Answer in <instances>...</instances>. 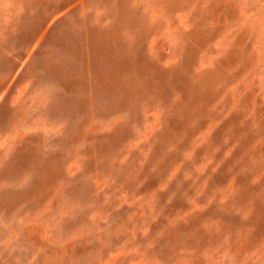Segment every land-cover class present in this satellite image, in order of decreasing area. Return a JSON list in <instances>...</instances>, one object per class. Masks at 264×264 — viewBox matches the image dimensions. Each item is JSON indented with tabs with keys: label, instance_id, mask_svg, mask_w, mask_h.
<instances>
[{
	"label": "rangeland",
	"instance_id": "obj_1",
	"mask_svg": "<svg viewBox=\"0 0 264 264\" xmlns=\"http://www.w3.org/2000/svg\"><path fill=\"white\" fill-rule=\"evenodd\" d=\"M0 264H264V0H0Z\"/></svg>",
	"mask_w": 264,
	"mask_h": 264
}]
</instances>
